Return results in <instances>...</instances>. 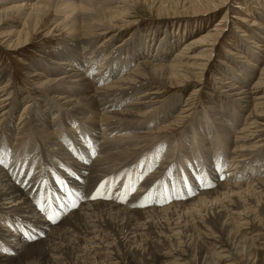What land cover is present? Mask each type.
<instances>
[{"label":"bare ground","instance_id":"6f19581e","mask_svg":"<svg viewBox=\"0 0 264 264\" xmlns=\"http://www.w3.org/2000/svg\"><path fill=\"white\" fill-rule=\"evenodd\" d=\"M230 1L0 0V28L9 27L0 32V43L5 47L19 52L40 34L44 41L59 37L58 48L44 53L48 61L30 66L29 83L42 91L41 96L31 98L28 92L18 100V94L26 91L0 71V157L3 148L13 145L16 151L12 154H32L37 166H15L12 160H5L6 156L0 160V264L27 258L39 245L43 247L41 252L26 264H139L137 256L143 264H234L256 255L255 240L262 235L255 234L253 228L259 227L264 209V160L258 159L264 150V116L259 110L264 109V67L250 88L248 81L264 61V27L242 42L239 55L245 54L241 58L245 62L239 66L240 79L224 75L229 82L222 80L218 75L223 71L215 75L224 99L208 107L206 119L196 117L193 101H186L171 117L179 103L168 105L163 101V86L173 80L184 83L193 79L200 86L195 89L199 92L224 29L191 45H183V37L177 35L165 37L156 49L154 36L145 41L122 37L134 25L133 12L142 5L161 18L228 9L227 18ZM261 17L264 21V15ZM116 40L121 43L112 48ZM202 47L212 48L203 50L207 54L203 60L188 52ZM153 49L156 58L151 54ZM25 103L16 125L9 129L17 108ZM89 114L102 118L101 124L106 122L104 118L115 122L106 125L105 131L95 129L103 136L96 148L99 152L94 149L91 166L73 165L66 156L70 148L66 150L62 141L55 144L54 140L62 139L66 128L86 121ZM242 118L244 122L234 139L220 134L227 130L231 133ZM108 127L134 133L113 142L105 139L111 131ZM176 134L180 140L171 143ZM222 141L228 154L215 150L214 144L221 145ZM194 142L200 154L193 150ZM163 144H173L172 151L178 154L162 158L164 149L156 147ZM183 144L186 151L181 149ZM62 150L65 153L60 155ZM89 157L90 153L86 163ZM175 161L185 162L182 166L186 171L193 165L196 174L201 166H207L211 180L205 183L196 175L195 179L191 177V187L189 184V188L170 194H174L173 202L141 205L139 200L148 194L144 191L154 179L145 180L149 167L154 169L155 178L171 168L158 183L164 178L174 180V168L179 169ZM71 166L72 172L68 171ZM137 167L140 177L136 181L138 189L131 186L134 192L126 194L123 187L113 183L112 193L98 198L104 201L91 199L90 180L112 175L133 177L126 169ZM228 170L231 173L226 175ZM73 172L75 178L83 180L69 179ZM59 181L67 185L55 190ZM48 188L57 195H45L43 190ZM37 189H41L39 195H30ZM163 190L170 192L162 188L160 195H164ZM126 195H131L126 203L117 198Z\"/></svg>","mask_w":264,"mask_h":264},{"label":"rangeland","instance_id":"374dc122","mask_svg":"<svg viewBox=\"0 0 264 264\" xmlns=\"http://www.w3.org/2000/svg\"><path fill=\"white\" fill-rule=\"evenodd\" d=\"M230 2L231 3L229 5V12H228L227 18H225V14H226L228 9L218 10V11L211 13V14H208V15L187 16V17H183V18H177L176 16H174L172 14V15H165L167 17L162 16L163 18H161V17H158L156 15V13L154 11H152V9L148 8L147 6L142 5L141 8H139L135 12H133V18H131V21L134 25H131L128 29H126L122 33V35L124 34L122 37L125 40H127V39L130 40L131 38H140L141 40L145 41L146 38L154 36V39H155L154 49H156V47L160 44V41L165 40V37L177 35L180 38L183 37V40H184L183 45H186V44L191 45V44H193L194 41L197 42V41L201 40L203 36L206 37L209 33H214L217 30L224 29V35L220 39L222 41L219 42L218 44H216V46L213 48V52H212L213 56H212V59L209 63V71L207 73H205V83L201 87L199 92L196 91L195 89L199 88L200 86H198L195 83V81H193V79H190L188 82H184V83L180 82V80H178V82L173 80L172 84L171 83L165 84V86H163V88L165 89L164 90L165 95L162 98L163 101L165 103H167L168 105L172 104V103H176V102L179 103L176 106L175 110L171 112V114H170L171 117L177 113V111L181 108V106H183V104L186 101H187L186 103H188V102L191 103V101H193L194 102L193 106L194 107L196 106V109H195L196 110V117L206 119V114L204 112L209 110L208 107L212 106V104L214 102H216V103L219 102L221 100L220 98L224 99L223 95L221 93H219V92H221L219 89L221 87V85L215 83L216 82L215 75L219 74L218 71H223L222 76L218 75V77H220L222 80H226L224 75H226V77L233 76V78H235V79H236V77L238 79H240V77H238L237 74L242 75V71H241L240 67L243 66L241 64L244 60L241 58L243 56H245V54L243 56L239 55L240 48L242 47V42H243V44H244V42H246V40H247L246 36H248L250 33L252 34V32L255 30L258 31V33H260V30H258V29L264 27V25H263L264 21L262 20V17H261V15L262 16L264 15L263 14L264 13V0H231ZM168 16H170V17H168ZM253 25H255V27H251ZM3 30L8 31L9 27L6 28L5 26H2V28H0V32H3ZM249 37L253 38L254 36L251 35ZM58 38L59 37L51 38L49 40L44 41L43 39H45V37H43V35L40 34L36 38L33 37V40H32L33 44H31V45L29 44L25 48H22V50L19 52H15L12 49L7 48L4 45H2V43H0V71L4 74V76H6V78L11 79L16 84L17 88L24 89V91H26V92H20L18 94V96H17L18 100H20L23 96L28 95V92L32 93L31 98H33V96L38 97V96L42 95L41 90L33 88L32 85L29 83L28 74H29L30 66H36V65H39L42 63L45 64L48 61V58L44 59V55H45L44 53H46L47 51H52V50H55L56 48H58ZM0 41H1V36H0ZM119 43H121V40L114 41L112 48H114ZM182 47H184V46H181V48ZM251 47H253V49H254L253 45H251ZM154 49L152 50L153 52L151 53L152 56L155 55L156 50H154ZM204 49L212 50V48H209V47H202V48L193 49L192 51H188V52H191L196 57H199L200 60H203L204 58L201 59L202 56L207 55L206 53H203ZM175 54L176 53H173V55H171L169 57V59L171 60ZM157 56H158V54L155 55V58ZM237 58L239 59V61ZM196 61H198V60H196ZM198 62L199 63H205L204 61L203 62L198 61ZM100 63H102V62H99V64ZM134 67H135V65H133V68ZM262 67H264V61L262 64H260L258 66V69L256 70V73H255L253 80L248 81L249 88L255 82V78H257L259 76L258 74L260 73V69ZM261 77H264V76H261ZM226 81L229 82L228 80H226ZM261 90H263V89H261ZM142 91H143V89H141L140 91L135 93L134 96H137V94L142 92ZM34 94H36V95H34ZM209 94H214V97L211 98ZM194 95H196V96H194ZM194 99H195V101H194ZM128 100H130V99H128ZM26 104L27 103H25L24 105H21L17 108V110L14 114L13 122H12L13 126L9 127V129H12V127H14L16 125V120L20 116L21 110ZM259 110H262L263 116H264V109L260 108ZM104 120H106V122L104 121V123L101 124L103 121L102 118L99 119L97 116L95 118L94 115L89 114V115H87L86 121H81L82 123L78 122L76 127L71 126L72 128H66L64 130V132H65L64 137L62 139L59 138L60 140L55 139L56 141L54 140V143L59 144L62 141V145L64 146V148L66 150H68L70 148L69 149L70 152H67L68 154H66V156H69L73 160V163H74L73 165H76V163H78V164H84L86 167H90L91 165H89V164H92V161L95 159V156H96V153H94V149H95V152H99V150L96 148H97L98 144H100L102 142L101 137L103 136L100 134V131L95 132V129H97V128L102 129L103 128V130L105 131L106 125L108 126V125H111L112 123L115 122V121L112 122L113 118H111V119L110 118H108V119L104 118ZM241 120L242 121L239 124H237L233 129L231 128V133L227 130V131L222 132V133L220 132V134L222 136H224L225 139H230V138L234 139V138H232V136L234 137L237 134V132L239 131V129L241 128V126L244 122V118H242ZM225 121H227V120H225ZM196 127L198 129V126H196ZM108 129H111V127L110 128L108 127ZM108 129H106V130L108 131ZM68 130H69V132H68ZM130 133H134V132L132 130H129L126 133H123V131H119V130L115 131V129H111V131L109 133L111 135H109V134H108V136L106 135L108 138H105V139L112 140V141L114 140L113 142H115V139L116 140L117 139H126L127 135L132 136ZM178 134H176V136H174V138L171 140V143H172V141L175 142L176 141L175 139L180 140V138H179L180 136L178 137ZM12 135L14 137L13 142H15L16 141V139H15L16 138V130L15 129L13 130ZM90 136H92V137H90ZM124 137H126V138H124ZM94 138L98 139V140H96L97 142L93 141ZM197 140L195 141L196 143H197ZM90 141L93 143L92 146H90ZM195 142H194L193 150H196L197 153L200 154L201 153L199 151L200 149L197 147V144ZM205 142L207 143V141H205ZM205 142H202V143L205 144ZM224 142L225 141L220 142L221 145L220 144H217V145L214 144L215 150H218V153H221V154H223L225 152L228 154V152L226 151V149L223 145ZM71 144H73V147L71 146ZM229 144H230V142H229ZM172 145L173 144H171V145L170 144H168V145L163 144L162 146L158 145L156 147V149L159 147H162L164 149V154L162 155V158H165V155H168V154L177 155L178 153H173ZM1 147H3V146H1ZM227 147L229 149V146H227ZM13 148H15V146H13V145L6 147V149L3 148L4 154L2 155V157H0V160L4 159L6 156L5 160L6 159L9 161L12 160V162H14L16 164L15 166H20V167L30 168V169H37V166H35L34 165L35 163H33L36 161L34 155L26 153V152L20 153L22 151H19L20 154L18 153V155L16 153L12 154L14 151H16V149H13ZM47 148H49V147H47ZM186 148L187 147L185 146V144H183V147H181V149L185 150V151H186ZM63 151L64 150H62V153H60V155H63V153H65ZM81 151H84V153H86V154H81ZM88 153H90V157L86 163L85 158H86V155ZM66 156L64 158L61 157V159L64 160L66 158ZM147 158H149V157H147ZM258 159L264 160V150H263L262 155ZM26 162H27V164H26ZM184 163L185 162L175 161L174 165L179 164V166H178L179 169H177L175 171V168H174V176H173L174 180H167L166 178H164L166 182L161 180L160 183H158L159 178L163 177V175L168 174L171 168L167 171L168 173H164L162 176L155 178L154 176H152L154 169L152 170V168L149 167L150 171L145 174V180L146 179L149 180V179H151V177H153L155 179V180L153 179L152 181H150L151 185L148 187L150 190L153 191L152 196H151L153 198L152 199L153 202L150 205L164 206L168 202H173L175 200V197H173L172 195H174V194H172V195H170V194L174 193V192H178L179 190H182L183 188H186V187L189 188V184L191 187V184L194 181V180H191V177H193L194 179L196 178L195 177L196 175L199 177H202V181L203 182L205 181V183H206V181L211 180V177L207 173V166L206 167H205V165L201 166V168H202L201 172L196 174L194 171L193 165L189 166V171H186L185 168L182 166V164H184ZM186 163L188 164V162H186ZM72 167L73 166L69 167V170L68 169H66V170L72 172ZM126 170H127L126 172L129 171L128 172L129 174L132 172V170L140 172L139 167L131 169V170H128V169H126ZM65 172H67V171H65ZM203 173H204V176L202 175ZM228 173L230 174L231 171L228 170L226 175H229ZM185 174H187V175H185ZM131 176H133V175H131ZM75 177H76V173L73 172L71 175V178H69V179H73V181L78 180L79 177L78 178H75ZM112 177L115 179V183H116V179L118 180V182H120L119 178H121L122 176L121 175L120 176L112 175L109 179H105V180L110 181L112 179ZM39 178H41V177H39ZM79 179L83 180L82 178H79ZM34 182L36 183V181H34ZM61 184L62 183L60 181L57 182L55 184L54 189L56 190V189L63 187ZM90 185L92 186V188L89 187L88 192L92 191L91 193H94V192L96 193V192L101 190L102 180H98V179L90 180ZM161 187L165 188V189H169L170 192H166L165 190H163L164 195H160L159 191H162ZM148 188L145 189V191L144 190L143 191L147 192L149 195H151ZM116 189H118V187ZM55 190H54V192H56ZM51 194H52V192L49 195H51ZM56 195H57V192H56ZM157 195H160V196H157ZM167 195H168V197H171V198L166 199V201H165L164 197H167ZM93 196L97 197V198H95L96 200L99 198L98 194H92L91 199L93 201H95V199L92 198ZM143 197L139 200L140 203H141V200L143 199ZM103 198H104V196H103ZM103 198L98 199V200L102 201ZM141 205H143V204L141 203ZM261 219L262 220H261V223H259V227H257L258 225H256L253 228V230L257 231V232H254L255 234H261L262 235L261 237H258L255 240V242L257 244V248L254 252L256 255H254L250 261L243 259V261L242 260L237 261L234 264H256V263L257 264H264V209H263V214H262ZM42 249H43L42 245H39L34 249L33 253L31 255H29L27 258H22L18 261L17 260L12 261V262H9L7 264H26L28 262V260L33 255H38ZM139 257L140 256L136 257V261L139 264H143L142 260ZM223 264H225V263H223ZM226 264H228V263H226Z\"/></svg>","mask_w":264,"mask_h":264},{"label":"snow or ice","instance_id":"6c2138e0","mask_svg":"<svg viewBox=\"0 0 264 264\" xmlns=\"http://www.w3.org/2000/svg\"><path fill=\"white\" fill-rule=\"evenodd\" d=\"M209 186H211V184H210V182H209ZM101 187H103V186H101ZM189 191H191L190 189H189ZM99 194V193H98ZM93 199H95V198H97L96 196H93L92 197ZM75 206V205H74ZM49 219H53L51 216H49ZM53 222H55L54 220H53Z\"/></svg>","mask_w":264,"mask_h":264}]
</instances>
